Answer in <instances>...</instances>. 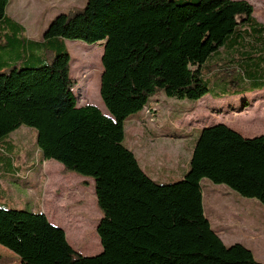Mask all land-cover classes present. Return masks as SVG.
<instances>
[{
	"label": "trees",
	"instance_id": "16d2710c",
	"mask_svg": "<svg viewBox=\"0 0 264 264\" xmlns=\"http://www.w3.org/2000/svg\"><path fill=\"white\" fill-rule=\"evenodd\" d=\"M8 4L0 0V140L28 127L43 161L93 180L102 251L82 256L42 212L0 207V246L15 255L0 264H264L242 244H223L201 189L206 179L264 206V135L244 138L224 124L201 129L186 173L169 184L152 180L124 144L125 121L157 95L195 103L264 90V24L252 6L86 0L56 15L36 41ZM65 40L104 43L99 95L109 117L78 107ZM242 99L246 108L251 99Z\"/></svg>",
	"mask_w": 264,
	"mask_h": 264
},
{
	"label": "rangeland",
	"instance_id": "374dc122",
	"mask_svg": "<svg viewBox=\"0 0 264 264\" xmlns=\"http://www.w3.org/2000/svg\"><path fill=\"white\" fill-rule=\"evenodd\" d=\"M244 1L252 6L255 16L258 15L264 19V0ZM85 2V0H9L6 11L25 29L26 37L37 39L42 36L43 30L56 15L63 11L67 12L71 7L81 8ZM256 18L264 24V20ZM65 44L71 56L70 76L76 83L73 93L78 107L92 105L109 117L100 98L98 87L102 73L103 43L89 45L80 41L65 40ZM83 47L86 49L83 50ZM84 51L88 53V57L84 56ZM205 97L207 98L195 103L174 101L175 99L170 100V98L167 100L164 97L162 99L166 102L152 99L138 117L132 119V125L143 126L147 130L157 127L158 120L165 126L163 130L153 133L156 138L153 142L150 143L147 139L143 141L147 153L146 163L140 160L141 169L146 174L161 173L159 176L163 179H160L159 184L181 180L180 170L187 169L193 149L192 138L199 127L224 124L238 133L250 135V130L259 123L258 121L264 120V108L260 110L261 108L255 107L254 110L243 113H215L220 108L226 109L233 102H239L240 105L243 99L239 100V96L215 99L207 94ZM210 99L213 101L211 102ZM190 124L193 128H190ZM189 129L192 131L191 135L188 134ZM162 134H173L176 137L163 138ZM147 135L152 137L150 133ZM133 140L128 123H124V144L130 146ZM1 155L16 157L15 164L18 169L25 168L24 156L28 155L32 157L31 166L39 165L41 155L37 150L35 131L28 127H21L10 134V140L9 138L0 140ZM171 159H176V168L167 176H162L170 170ZM45 165L42 167L44 168ZM57 171L54 165H48L50 186L45 190V195H43L42 184L48 180L46 174H41L40 179L34 172L24 171L15 175V182L3 186L0 207L33 212H41V207L46 208L50 217L49 222L65 232L68 244L76 253L86 257L95 256L102 251L96 233V226L102 214L92 195H79L75 189L80 187L82 192V189L87 187L82 186V182L76 186L77 183L73 178H68L69 181L65 184V190H69L68 201L63 203L60 200L57 201L56 198L60 196L58 194L62 192L61 187L57 186L60 184V181L56 179ZM58 174L66 177H70L67 175L78 176L72 173ZM91 185L90 190L93 191L94 184ZM201 189L204 214L211 228L220 234L223 244L225 246L242 244L252 251L256 261L264 263V206L254 199L239 196L224 185H216L206 179L201 181ZM232 209L235 211L239 209L242 217L235 218L231 214ZM236 212L238 214V211ZM86 226L87 228L84 229ZM7 253L11 252L0 246V257H14L13 254Z\"/></svg>",
	"mask_w": 264,
	"mask_h": 264
},
{
	"label": "crops",
	"instance_id": "0c3cea01",
	"mask_svg": "<svg viewBox=\"0 0 264 264\" xmlns=\"http://www.w3.org/2000/svg\"><path fill=\"white\" fill-rule=\"evenodd\" d=\"M253 15H254V13H253ZM254 17L255 18L258 17L260 20H264L263 18H261L258 15L257 16L254 15ZM257 21H258V19H257ZM46 28H47V26H46ZM45 29L43 30V33H44ZM43 33H42V35H43ZM28 38L30 40L40 41L41 38H42V36L40 38H37V39H34V38L32 39L31 37H28ZM163 97L165 99H167L164 95H161V94L153 97L152 99H155V100H158V101L162 100L163 102H166L165 99H162ZM206 98L207 97H203L200 100H203V99H206ZM242 98H245L247 100H248V98H249V100L251 99V101H248V106L246 108L240 107L239 102L238 103L233 102V104L232 105H229L226 109L220 108L215 113H229V112H233V113H243V112H250V111L254 110L255 107L256 108H261L260 110H262L264 108V90L258 91V92H254V93H248V94H245L243 96H239V100H241ZM174 101H178V100H174ZM212 101L213 100H211V102ZM181 102H183V101H181ZM234 103H235V105H234ZM209 105H210V103H209ZM209 105H208V107H209ZM209 109L212 110L214 108H209ZM212 113H214V112H212ZM138 115H139V113L136 114V115H134V116H132L131 118H129L128 120H126L125 123H128L129 130H130V133H131V137H134L133 143H132V145H130L131 147L129 145H127V147L134 153V155H135V157H136V159H137V161H138V163L140 165V160L143 161V163H146V157H147V155H146L147 153H146V150H145V146H144L143 141L145 139H147L150 143L153 142L154 139H156L155 138V135H153V133L155 131H161V130H163L165 126L162 125L159 120L157 121L158 122L157 123V127H153L150 130L148 129L149 131L147 130V128H145L143 126L142 127L134 126V124L133 125L131 124L132 123V119L138 117ZM158 117H159V114H158ZM258 122L259 123L254 128H252L250 130V135H246V134L244 135L243 133H239V134L242 137H244V138H253V137L260 136V135H264V120L258 121ZM192 124H194V123H192ZM192 124H190V128H193ZM211 126H213V125H211ZM206 127H209V126L203 125V126L199 127V129L196 131V134L192 138L191 147H193L194 142H195V140L198 137L199 131L201 129H203V128H206ZM189 130H190L189 131L190 133H188V134L191 135L192 131H191V129H189ZM147 132H149L152 137H150L149 135H147V134H149ZM147 136H148V138H147ZM162 137L163 138L173 139L176 136L173 135V134H162ZM9 140H10V136H9ZM37 150H38V148H37ZM24 158H26V159L24 161L25 162V166H24L25 168H23V169H18L17 168V166L15 164V160L17 159L16 157H7V156H4V157L0 158V194H3L2 192H3V186H4V184H9V183L15 182L16 181L15 180L16 178L14 177L15 175H19V173L21 174L24 171H27L28 173H31V172L36 173L39 179L41 178V176H40L41 174H44V175L46 174V177H47L48 180L47 181H44V183L42 184L43 195H45L46 194V191L45 190H47L49 188V186H50V181H49V176H48L49 173L47 172L48 165H51L52 164V165H54L56 167V169H58V171L56 172L57 173L56 179L58 181H60V184L61 185L60 184L59 185L57 184V186H60L61 187V190H62V192L60 194H58L60 196L58 198H56L57 201L60 200L63 203L64 201H68V199H69V190L68 191L65 190V187H66L65 184H66L67 181H69L68 178H73L74 181H75V183H77L76 186L77 185H80V183L83 182V181L89 182L90 185L87 186V188H89V189L84 188V189H82V192H80V189H79L80 187H79V188H76L75 190L78 191V193H79L80 196H81V194L82 195L83 194L84 195H88V196H91L92 195L93 200L96 201V196H95L94 190L93 191L90 190V188L92 186L91 184L93 183V180L91 181L90 179L83 178L81 176L78 177V176H73V175H67V176H70V177H66V176L60 175L58 173H61L62 166L59 163H57L55 161H52V160L46 161V165L43 168L42 167L43 166V163H42L43 162V158L42 157H40V159H39L40 160L39 161V165H37L36 167L31 166L32 164H30V161H32V157H30V155H28L26 157L24 156ZM175 160L176 159H171L170 160L171 168H170L169 171H167V173L165 175H162V176H167L169 173H171V171L173 169L176 168ZM146 167H148V166H146ZM24 169H26V170H24ZM186 171H187V169H186ZM186 171H184L183 169L180 170V175L182 176V178H183L184 174L186 173ZM147 175L152 180L155 179L154 181L156 183H158V184L160 183L159 182L160 179H163V178H161L159 176V175H161V173L159 174V172H156L155 174H153V173L150 172V174H147ZM166 178H168V177H166ZM164 181H166V180H164ZM164 183H166V182H164ZM202 197H203V195H202ZM41 210H42L41 212L46 216L47 220L50 221V217L48 215L47 209L41 207ZM236 211H238V214H237ZM236 211H235V209H232L231 210V212H232L231 214H233V216H235V218L240 219L242 217V214H239L240 213V210L239 209H236ZM237 219H235V220H237ZM217 234L220 237V234L219 233H217ZM7 254H13V253L11 252V253H7ZM13 256H15V255L13 254ZM17 264H20V263L18 262Z\"/></svg>",
	"mask_w": 264,
	"mask_h": 264
},
{
	"label": "built area",
	"instance_id": "2783aa9c",
	"mask_svg": "<svg viewBox=\"0 0 264 264\" xmlns=\"http://www.w3.org/2000/svg\"><path fill=\"white\" fill-rule=\"evenodd\" d=\"M46 164V161H43V165Z\"/></svg>",
	"mask_w": 264,
	"mask_h": 264
},
{
	"label": "water",
	"instance_id": "95a60500",
	"mask_svg": "<svg viewBox=\"0 0 264 264\" xmlns=\"http://www.w3.org/2000/svg\"><path fill=\"white\" fill-rule=\"evenodd\" d=\"M103 47H104V43H103ZM102 58V57H101Z\"/></svg>",
	"mask_w": 264,
	"mask_h": 264
}]
</instances>
